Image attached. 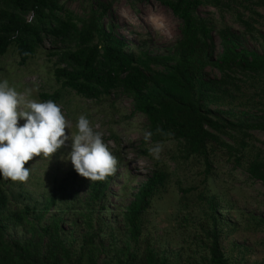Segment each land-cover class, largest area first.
<instances>
[{
  "label": "trees",
  "instance_id": "obj_1",
  "mask_svg": "<svg viewBox=\"0 0 264 264\" xmlns=\"http://www.w3.org/2000/svg\"><path fill=\"white\" fill-rule=\"evenodd\" d=\"M84 1L89 7L78 16L62 0H0V57L13 49L23 66L45 42L54 47L46 53L47 60L54 62L48 71L53 77L51 92L39 94L38 99L66 107L70 94L89 101L122 94L130 98L133 112L146 119L154 143L174 144L178 166L201 164L209 178L221 158L264 187V141L253 135L264 134V35L254 29L256 21L251 19L256 15L264 22L256 13V8L264 9V0H124L159 3L179 21V39L165 56L134 53L114 34L105 16L117 0ZM225 14L233 16L245 33L256 35L261 52L242 47L241 37L224 21ZM207 70L218 75L207 78ZM245 85L263 101L250 110L255 114L227 111L224 115L233 120L229 122L209 111L239 99ZM115 172L88 187L83 202L86 231L73 242L64 237L60 218L42 225L55 204L53 197L39 207L13 209L6 179L0 177V264H239L222 252V219L215 197L199 195V202L206 205L199 215L190 208L189 188H179L183 246L176 252L154 247L146 215L152 200L166 191L171 176L158 162L121 213L120 228L110 229L99 216L106 210ZM246 223L252 231L264 233V217L248 215ZM8 228L30 237L9 242ZM100 231H109L106 246ZM117 237L120 243L125 240L121 247L116 246ZM101 255L104 259L99 263Z\"/></svg>",
  "mask_w": 264,
  "mask_h": 264
},
{
  "label": "rangeland",
  "instance_id": "obj_2",
  "mask_svg": "<svg viewBox=\"0 0 264 264\" xmlns=\"http://www.w3.org/2000/svg\"><path fill=\"white\" fill-rule=\"evenodd\" d=\"M108 3L109 0H104ZM69 9L78 16L85 15L89 4L84 0H62ZM203 10H201L202 13ZM214 19L219 14L212 9ZM238 12L244 18L248 13L242 9ZM258 16L264 17V9H257ZM256 21L253 24L260 35H264V22L261 17L251 16ZM224 21L231 31L241 37V45L248 51L261 52L260 42L256 35L250 36L234 17L224 15ZM105 23L111 25L116 36L123 39L134 53L145 52L150 56H165L171 53L172 47L179 39L180 23L169 10L159 3L150 1L144 3H129L124 0L113 2V6L105 16ZM216 54L220 53L218 39L215 38ZM47 42L44 47L29 59L23 66L18 65V58L10 49L0 57V79H6L18 92L30 91L28 99H38L41 93H50L53 77L49 74L54 62L47 60L46 53L53 49ZM60 48V46H56ZM218 74L207 70L206 77L213 78ZM254 89V88H253ZM248 85L241 87V97L230 101L222 107H210L209 111L224 121L233 120L224 113L255 114L252 107H260L263 101L255 98L257 91ZM62 112L71 122L66 135L75 132V121L81 114L90 121L95 131H100L104 142L116 158V177L107 192L105 208L99 218L104 219L110 229L118 230L121 225V213L129 205L132 196L139 187L151 176L155 162L163 165L168 171L170 181L165 192L152 200L147 212L148 233L153 237L154 247L158 250L176 252L183 246L186 237L182 228V214L180 213L179 188H189L194 209L200 215L205 209L204 201L199 202V195H213L221 213V249L223 254L232 262L239 264H264V233L252 231L246 223L248 215L264 217V187L249 180L240 169L218 158L213 168L205 177L201 164H185L178 166L175 161L176 149L172 143H164L158 158L149 153L154 143L151 138L145 141L143 133L147 130V121L133 112L130 98L122 94H111L97 101L77 98L73 94L66 95V107L60 104ZM233 107L232 110L230 108ZM260 115V113H257ZM22 124L23 121H18ZM69 131V133H68ZM256 140L264 141V134L253 132ZM71 141L52 154L50 158L35 156L24 167H30V174L26 181L5 180V188L11 198V208L30 205L39 207L53 197L55 204L46 215L42 225L48 220L60 218L64 237L71 242L79 239L86 231L84 226V200L87 189L93 181L80 177L73 170L70 162L62 159L70 151ZM259 145V143H257ZM260 146V145H259ZM205 177V178H204ZM185 228V226H184ZM109 231L99 232L100 241L107 245ZM30 234L14 228H8L6 240L23 241ZM122 239V238H121ZM117 247L120 243L117 237ZM189 244V243H187ZM104 257L100 256L99 263Z\"/></svg>",
  "mask_w": 264,
  "mask_h": 264
},
{
  "label": "clouds",
  "instance_id": "obj_3",
  "mask_svg": "<svg viewBox=\"0 0 264 264\" xmlns=\"http://www.w3.org/2000/svg\"><path fill=\"white\" fill-rule=\"evenodd\" d=\"M34 18V17H33ZM29 90L18 92L6 79H0V177L24 182L30 167L24 165L35 156L50 158L71 141L70 151L62 157L73 170L88 181H102L116 169L117 160L83 114L75 121V132L66 135L71 126L60 105L53 100L28 99ZM18 121H23L19 124ZM159 131V130H158ZM153 133L145 131L148 141ZM162 145L158 142L149 153L158 158Z\"/></svg>",
  "mask_w": 264,
  "mask_h": 264
}]
</instances>
